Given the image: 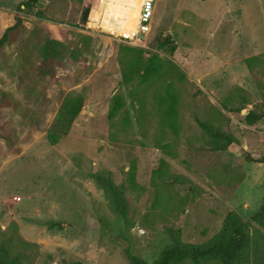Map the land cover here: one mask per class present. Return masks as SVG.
I'll return each mask as SVG.
<instances>
[{"label":"rangeland","instance_id":"obj_1","mask_svg":"<svg viewBox=\"0 0 264 264\" xmlns=\"http://www.w3.org/2000/svg\"><path fill=\"white\" fill-rule=\"evenodd\" d=\"M24 1L0 0V36L16 15L23 25L0 50V245L9 254H24L26 264H130V251L150 262L170 243L168 230L201 244L229 211L247 220L258 210L264 162L245 154L264 158V0H155L141 42L102 26L108 0H38L19 10ZM164 36L173 53L157 47ZM48 39L64 49L52 74L41 77ZM128 47L142 49L140 58L171 60L186 75L187 82L174 81L177 131L162 124L155 105L171 74L123 82L122 71L139 60ZM71 92L83 106L50 144L47 131L60 125ZM118 94L124 107L108 119ZM250 110L260 113L252 124ZM195 118L232 134L240 147L212 149ZM97 174L124 188V220ZM49 221L60 227L48 228ZM262 259L251 253L245 264Z\"/></svg>","mask_w":264,"mask_h":264},{"label":"trees","instance_id":"obj_2","mask_svg":"<svg viewBox=\"0 0 264 264\" xmlns=\"http://www.w3.org/2000/svg\"><path fill=\"white\" fill-rule=\"evenodd\" d=\"M37 2L38 0H26L17 8L19 10L32 8ZM22 26V18L16 15L14 24L6 27L0 36V50L8 43L11 33L19 31ZM156 44L158 48L166 49L169 53H173L176 49L175 43L168 36L158 38ZM61 49H64L62 44L54 40H46L43 48L44 61L39 68L41 77L52 74L51 61L61 54ZM127 50L133 51L139 60L130 63V66L122 71L123 82L130 84L136 78L137 83L148 84L152 79L162 77L163 74H171L172 80L167 81L162 91L155 95V105L163 110L162 124L173 131H177L176 116L180 93L174 81L178 84L187 82L186 75L171 60L162 59L156 54L140 58L139 55L144 53L142 49L128 47ZM256 58L258 56L248 58L245 63L249 64L251 60ZM124 104L122 95H114L108 111V119L115 117L118 111L124 107ZM82 106L83 96L81 94L71 92L63 99L58 114L61 118L60 125H53L47 131V139L50 144H55L63 135L67 134ZM259 119L260 113L253 110L245 114V120L250 124ZM195 120L202 132L211 139L210 147L212 149L226 150L231 146L240 147L238 139L232 134L222 131L207 120H199L198 118ZM245 158L249 162H264V158L253 159L247 154H245ZM134 173L135 169L132 165L128 172L131 182L134 181ZM95 178L109 206L120 219L124 220L127 213L124 188L121 185H115L109 177L97 174ZM47 225L48 228L60 227V224L55 221H49ZM168 232L171 237L170 243L165 245L152 261L147 262L127 251L126 255L130 264H245L251 253L254 254V257L264 259L262 253L264 252V202L247 220H243L236 212L229 211L224 217L221 228L201 244L183 243L173 235V230H168ZM0 264H26L25 256L24 254L12 256L3 245H0ZM74 264L81 263L76 262Z\"/></svg>","mask_w":264,"mask_h":264},{"label":"bare ground","instance_id":"obj_3","mask_svg":"<svg viewBox=\"0 0 264 264\" xmlns=\"http://www.w3.org/2000/svg\"><path fill=\"white\" fill-rule=\"evenodd\" d=\"M140 2L141 0H108L104 10L102 26L127 34L134 32Z\"/></svg>","mask_w":264,"mask_h":264},{"label":"built area","instance_id":"obj_4","mask_svg":"<svg viewBox=\"0 0 264 264\" xmlns=\"http://www.w3.org/2000/svg\"><path fill=\"white\" fill-rule=\"evenodd\" d=\"M154 10L155 0H141L136 27L132 34L135 37V41L141 42V36H146L150 32ZM15 199L19 198L15 197Z\"/></svg>","mask_w":264,"mask_h":264}]
</instances>
